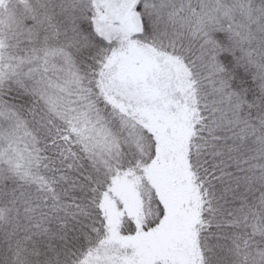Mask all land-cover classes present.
<instances>
[{
	"label": "snow or ice",
	"instance_id": "snow-or-ice-1",
	"mask_svg": "<svg viewBox=\"0 0 264 264\" xmlns=\"http://www.w3.org/2000/svg\"><path fill=\"white\" fill-rule=\"evenodd\" d=\"M0 264H264V0H0Z\"/></svg>",
	"mask_w": 264,
	"mask_h": 264
}]
</instances>
